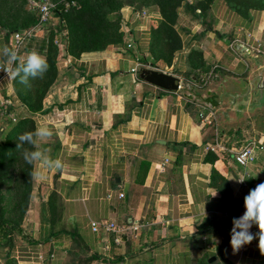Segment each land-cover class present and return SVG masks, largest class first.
Here are the masks:
<instances>
[{"label": "crops", "instance_id": "0c3cea01", "mask_svg": "<svg viewBox=\"0 0 264 264\" xmlns=\"http://www.w3.org/2000/svg\"><path fill=\"white\" fill-rule=\"evenodd\" d=\"M176 15L179 47L168 61L149 53L156 12L151 20L132 19L121 28L122 41L101 51L77 58L60 52L35 112L19 101V79L0 70V140L13 123L29 118L33 132L41 125L52 130L39 148L63 164L44 181L31 178L39 167L31 165L20 228L36 244L14 238L8 257L15 264H196L204 256L214 264H264L257 239L235 252L224 239L232 219L243 215L244 197L263 181L264 114L244 113L228 126L219 118L223 108L185 97L189 88L202 94L223 79L253 75L251 62L233 47L264 41V11L239 13L213 0L203 15L183 7ZM39 33L21 44L18 56L31 50L45 56ZM4 45L12 49V37L7 43L0 35ZM6 59L0 54L1 68L15 67ZM145 66L172 74L182 90L140 81L136 72ZM247 143L255 162L243 171L233 157ZM212 170L225 179L229 195L212 187ZM100 221L124 229L119 244L111 242L112 233L91 231L89 224ZM5 253L0 248V264Z\"/></svg>", "mask_w": 264, "mask_h": 264}, {"label": "trees", "instance_id": "16d2710c", "mask_svg": "<svg viewBox=\"0 0 264 264\" xmlns=\"http://www.w3.org/2000/svg\"><path fill=\"white\" fill-rule=\"evenodd\" d=\"M75 1L79 3V8L84 10L85 13L87 11L91 16L98 17L95 22V27L97 29L100 24L108 25L112 32L113 38L110 40L101 41V34L95 29L89 33V40L87 42H81L80 35L81 33L84 34L83 24L86 22L84 19H81L82 15H77L78 11L67 13L66 9H63L61 5L53 7L52 13L57 18V23L55 26L51 27L52 32L44 41V45L46 47L45 57L48 63V70L42 79H30L29 83L31 87H34V89L29 88L24 93L19 92V101L27 108L29 112H35L39 110L40 100L55 77V63L60 57V52H62L65 56L77 58L81 54L98 52L103 50L105 46L109 44H116L122 41L123 32L118 28V17H112L111 15L119 9V4H113V0H68V3L73 4ZM212 1L213 0H195L192 3H189L187 8L195 16H200L206 12ZM222 1L230 9L239 13H246L249 10L264 11V8L258 6V3L251 5L246 4L247 6L245 5L242 7V3L246 2V0ZM175 7L176 5H172L168 13H164L163 11L158 13L160 20L156 24L155 28L151 30L150 34L151 43L149 46V53L151 54L153 60L160 58L168 61L170 55L179 47V39L173 29V25L175 24L177 18ZM65 19L66 29H64V26H62V22L65 21ZM89 23L93 24V21L90 20ZM36 25L37 17L35 15L24 19L18 24L15 22H4L0 19V34L8 43V39L12 37L15 32L26 30ZM63 30H66L65 35H62ZM53 42L58 43V45L54 44ZM165 47H167L169 52H165L163 55L157 56L156 49ZM140 60L143 61V59ZM203 71H205V68ZM188 74L189 73H186L184 75L188 76ZM18 79L19 78L17 77L16 80ZM22 86L24 89L27 88L25 85ZM31 132H33V124L31 120L29 118L19 119L6 130L3 138L0 140V194L4 185H13L16 175L19 178L21 187L25 189L22 197L23 206L19 219L12 217V214L14 215L16 209L18 208V204L13 201L16 200L17 197L16 190L11 193V195L7 196V213L0 211V248L6 249L5 261L2 264H15L14 260L8 257V251L13 246L14 238L18 237L27 244H36V241L26 237L20 228L30 189L31 172V164H28L24 160L22 152L25 148L32 150V145L28 144L27 142L22 144L19 140V137L24 133ZM213 159H215V157H213ZM210 183L212 187L219 191L222 195H229L225 179L220 177L214 170L211 171ZM5 213L11 218L5 217ZM216 229H218L217 223L215 225V230ZM217 232L219 233V229ZM224 239H226L227 242L230 241V238L226 237ZM207 259L208 257H201L196 261V264H214L215 261L207 263Z\"/></svg>", "mask_w": 264, "mask_h": 264}, {"label": "clouds", "instance_id": "9594fccd", "mask_svg": "<svg viewBox=\"0 0 264 264\" xmlns=\"http://www.w3.org/2000/svg\"><path fill=\"white\" fill-rule=\"evenodd\" d=\"M0 54L7 58L6 62L9 66L15 65V67H9L6 72L8 78L16 79L18 77L19 82L26 87H31L30 79H42L48 70L46 57L35 50L28 51L23 57H20L16 51L4 45L0 46ZM52 135L53 132L48 126L41 125L34 132L24 133L19 137L22 144L27 142L36 148V150L25 148L22 152V156L28 164L39 166L31 174V178L36 181L46 180L48 171H57L63 168L60 160L52 159L46 150L39 148V144L48 140ZM216 194L217 192L213 196ZM243 203L245 209L243 215L233 218L231 222L230 246L235 252L242 246L251 243L253 239H257V247L261 253H264V181L248 192ZM253 225L258 229L256 235L249 231Z\"/></svg>", "mask_w": 264, "mask_h": 264}, {"label": "rangeland", "instance_id": "374dc122", "mask_svg": "<svg viewBox=\"0 0 264 264\" xmlns=\"http://www.w3.org/2000/svg\"><path fill=\"white\" fill-rule=\"evenodd\" d=\"M30 1H32V0H0V19L4 22H15L18 24L21 21H23L24 19L34 16V14L30 10H28V7L30 5ZM43 1L48 2L53 7L61 5L63 7V9L64 8L66 9L67 13L78 11L77 15H79V16L82 15L81 19H84L86 22L83 24L84 34L81 33V35H80L81 42H87L89 40V33L94 31L95 29H96V31H98L101 34V36H100L101 41H106V40H110L111 38H113L110 27L108 25H105V24H102V25L100 24V26L97 29L95 27L96 26L95 22H96V19L98 17H93L90 15L89 12L86 11V13H85L84 10H81V8H79L80 6H79V3H77V1L73 2V4H69L68 0H43ZM90 1H93V0H90ZM98 1H101V0H98ZM194 1L195 0H113V4H119L120 7L117 11H115L111 15H112V17H116V18L118 17V25H119L118 28L121 31V28L122 27L124 28L126 26L125 24L132 21V19H136L135 18V11H142L150 17V16H152V13H155V12L157 14L161 11H163L164 13H168V11L172 5H176L175 11L177 12L182 7H183V9L187 8L188 4L192 3ZM259 2H261V3H259ZM244 3H242V7L245 6L246 4L251 5V4L258 3V6L264 8V0H246V2H244ZM135 4L139 5V9L133 10L134 9L133 7ZM127 13H131L132 15L130 17L129 16L125 17V14H127ZM148 19L151 20V17ZM90 20H92L93 24H95V25L90 24L89 23ZM56 23H57V18L53 15L52 20L49 23H47L45 26H42L39 29L40 30L39 35H41L43 37V38L39 37V39H38V41H39L38 43H40V45H42L44 43L45 39L51 34V32H52L51 27L55 26ZM65 23H66V19H65V21L62 22V26H64V29H66ZM28 29H31V28H28ZM65 33H66V30H63L62 35H65ZM55 38H57V37H55ZM54 44L58 45V43H54ZM244 47H246V46H244ZM246 48L250 49L248 47H246ZM254 48H252V49H254ZM165 52H169L167 47L156 49L157 56L163 55ZM29 88L34 89V87H27L25 89L20 87V92L24 93ZM249 96H250V100L255 104L257 103V100L260 97L257 90L251 91ZM261 98L264 99V94L262 95ZM240 101L238 99V103ZM255 111H260V113L264 114V109L261 107H260V109H256ZM219 118H220L221 122H225L229 126L230 123L232 124V121H234V124H236V123L238 124L241 121V119L243 118V116H239V115L235 116L233 113H231V115L229 116V119L227 121H224V119L221 117H219ZM12 179H13V177H12ZM13 182H14L13 185L6 184L3 186L2 190H1L0 211L7 213V211H6V210H8L7 209V207H8L7 196L11 195V193H13L16 190L17 191V197H16V200H13V201H15L18 204V208L16 209L14 215L12 214V217L19 219L20 214H21V210H22V206H23L22 197H23V194L25 192V189L21 187V184L19 182V178L17 175L15 176ZM12 203H14V202H12ZM5 217L11 218L8 216V214H6Z\"/></svg>", "mask_w": 264, "mask_h": 264}, {"label": "water", "instance_id": "95a60500", "mask_svg": "<svg viewBox=\"0 0 264 264\" xmlns=\"http://www.w3.org/2000/svg\"><path fill=\"white\" fill-rule=\"evenodd\" d=\"M38 1V0H33ZM134 10L139 9V5H134ZM239 54L248 58L253 67V75L249 78H238L233 82H229L227 79H223L217 84L215 89H206L202 94L193 93L189 88L185 97L188 99H194L203 105L210 107L211 109L223 108L219 113L220 116L227 121L229 119L228 114L233 113L235 116H242L244 113L251 114L256 109H264V65L259 60V57L251 54L246 47L236 43L233 47ZM137 78L151 86L167 92H177L180 89V81L172 74H164L145 66L139 68L136 72ZM224 84H229L225 86ZM257 90L260 97L257 103H253L250 100L251 91ZM239 99V103H238ZM263 181H264V168H263ZM214 261V257L207 259V263Z\"/></svg>", "mask_w": 264, "mask_h": 264}, {"label": "built area", "instance_id": "2783aa9c", "mask_svg": "<svg viewBox=\"0 0 264 264\" xmlns=\"http://www.w3.org/2000/svg\"><path fill=\"white\" fill-rule=\"evenodd\" d=\"M52 9H53V6L46 1H43V0L30 1L28 10H30L37 17V25L32 27L31 29L20 30V31L15 32L12 35V50L17 52L19 47L25 40L31 38L33 34H35L42 26H45L47 23H49L52 20V17H53ZM135 18L136 19H148L150 17L142 11H135ZM247 50L251 54H254L256 56H261L264 58V41L258 42L254 49L250 48ZM1 69L4 72H7L8 70L6 68L0 67V70ZM233 159H234V162L238 165V167L242 168L243 171H245V169L249 165H252L255 162L253 144L247 143L243 145L242 147H240L235 152ZM241 179L238 181L239 185H241V182H240ZM89 226L93 233H98L99 230H102L105 233L114 234V237L111 239V242L113 244L120 243L119 235L124 231L122 227H118L114 223H111L108 221L91 222ZM257 231L258 229L255 226L250 232L254 235V233H256ZM104 250L105 251L109 250L108 244L104 246Z\"/></svg>", "mask_w": 264, "mask_h": 264}]
</instances>
